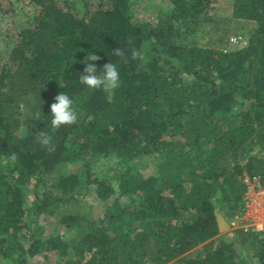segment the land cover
<instances>
[{"label": "trees", "instance_id": "1", "mask_svg": "<svg viewBox=\"0 0 264 264\" xmlns=\"http://www.w3.org/2000/svg\"><path fill=\"white\" fill-rule=\"evenodd\" d=\"M21 1L30 19L0 49V264H28L42 250L65 264H243L233 241L215 239L216 211L227 221L243 216L246 178L264 187V0H236V16L256 29L248 45L229 50L184 44L210 26L218 0H166L154 25L136 23L135 0ZM117 47L123 57L112 54ZM90 51L101 58L98 74L110 62L118 68L111 99L80 83ZM62 92L78 122L53 131L50 107ZM40 131L54 150L37 142ZM101 156L136 169L152 159L155 169L115 185L91 170ZM70 163L81 164L76 173L57 175ZM81 187L108 206L103 218L84 208L57 213L90 201ZM35 211L39 220L57 214L68 236L47 235L39 222L33 230ZM236 236L264 264V233Z\"/></svg>", "mask_w": 264, "mask_h": 264}, {"label": "rangeland", "instance_id": "2", "mask_svg": "<svg viewBox=\"0 0 264 264\" xmlns=\"http://www.w3.org/2000/svg\"><path fill=\"white\" fill-rule=\"evenodd\" d=\"M0 7L2 8V14H0V33L4 34V37H0V49L5 50L12 39L13 32L17 25L26 23L32 13V7L27 2L21 0H2L0 1ZM167 8L166 0H135L132 4V13L137 24L154 25L156 20V13L162 9ZM237 8L236 0H218L213 10L212 16H209L206 21H210V26L200 28V32L190 36L184 44L197 43L202 46H211L218 48V50H229L245 47L248 45L255 29L256 25L252 22L246 21V19L239 18L236 16L235 11ZM13 31V32H12ZM8 34V36H6ZM227 41V42H226ZM4 54V51L2 52ZM246 157L241 160L244 164ZM98 163L93 164L91 167L92 172L98 177H107L114 182L115 185L118 183V178H128L129 182L133 184V179L136 174L141 173L143 176H147L154 171V161L152 159L143 160V164L138 168L131 167L128 163L124 162L120 157L116 156H101ZM145 163V164H144ZM79 163H70L59 167V174H74L79 170ZM55 176V175H54ZM82 188L85 197L90 201L81 203L80 206L75 208L73 205L66 204L65 207L60 208L59 212H66L67 209L75 210L76 212H83L81 208L89 210L91 216L95 219L103 218L105 213L108 211V206L99 201L91 188ZM23 192L25 193L26 200L29 204L30 209L35 208V190L33 185L28 184L24 186ZM110 203V202H108ZM111 204V203H110ZM110 207V206H109ZM251 213V214H250ZM31 227L34 230L38 226L42 228L43 232L47 235H62L68 236V230L65 225L58 224L59 218L56 215L42 216L36 215V211L30 213ZM252 212L245 211L243 216L233 218L226 222L230 228L225 233H220L215 239L223 240L227 239L230 242L236 244V253L239 256V261L243 264H256L253 260L248 249L243 248L239 245V237L236 236V232L240 230H258L256 224L252 223L250 216ZM224 217V214H222ZM264 223V220H262ZM264 233V232H263ZM44 239L46 238L43 236ZM203 249V245L192 251L194 254ZM18 254H16L17 256ZM28 264H65L60 262L58 255L55 252H45L42 250L41 253L36 257H28Z\"/></svg>", "mask_w": 264, "mask_h": 264}, {"label": "clouds", "instance_id": "3", "mask_svg": "<svg viewBox=\"0 0 264 264\" xmlns=\"http://www.w3.org/2000/svg\"><path fill=\"white\" fill-rule=\"evenodd\" d=\"M127 48L131 51V58L134 61H138V67H143L147 63L144 53L137 49L129 37L126 40ZM114 56L123 57L125 55V50L117 47L113 49ZM101 58L94 52H88L85 61L86 67L84 69V74L80 75V83L85 85L87 89L92 91H103L109 99L114 96V93L121 86L120 73L117 66L110 62L103 66V70L98 74V68L96 66L97 61ZM51 125L53 131H58L63 126H72L78 122V111L74 107V101L64 92L58 94L55 97V102L51 104ZM37 142L41 146L47 148L49 151L54 150V145L52 144V136L46 131H40L36 133ZM11 159L14 161L16 155L13 154Z\"/></svg>", "mask_w": 264, "mask_h": 264}, {"label": "built area", "instance_id": "4", "mask_svg": "<svg viewBox=\"0 0 264 264\" xmlns=\"http://www.w3.org/2000/svg\"><path fill=\"white\" fill-rule=\"evenodd\" d=\"M245 183L248 186L244 197L245 211L246 213L252 212L250 217L257 219V221L253 220L252 223L256 224L258 230L261 229L264 232V223L262 222L264 220V187L260 185L257 178H246Z\"/></svg>", "mask_w": 264, "mask_h": 264}, {"label": "water", "instance_id": "5", "mask_svg": "<svg viewBox=\"0 0 264 264\" xmlns=\"http://www.w3.org/2000/svg\"><path fill=\"white\" fill-rule=\"evenodd\" d=\"M217 222L219 226L220 233H225L230 228L229 224L226 222L225 218L216 211Z\"/></svg>", "mask_w": 264, "mask_h": 264}, {"label": "crops", "instance_id": "6", "mask_svg": "<svg viewBox=\"0 0 264 264\" xmlns=\"http://www.w3.org/2000/svg\"><path fill=\"white\" fill-rule=\"evenodd\" d=\"M254 217V216H253ZM253 220L257 221V219L254 217V219H250L251 222H253Z\"/></svg>", "mask_w": 264, "mask_h": 264}]
</instances>
